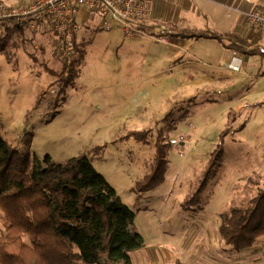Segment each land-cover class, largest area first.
Instances as JSON below:
<instances>
[{
    "label": "rangeland",
    "instance_id": "374dc122",
    "mask_svg": "<svg viewBox=\"0 0 264 264\" xmlns=\"http://www.w3.org/2000/svg\"><path fill=\"white\" fill-rule=\"evenodd\" d=\"M0 1L22 7L32 0ZM225 2L264 11V0H154L139 26L147 35L136 38L109 15L78 14L73 30L82 60L69 26L62 35L69 57L57 49L51 23L21 25L0 49V134L39 160L86 154L136 213L145 244L130 252L132 264H264V242L239 252L219 234L222 215L264 187V105L255 111L245 94L264 59L254 56L255 68L244 63L234 72L221 60L227 51L219 39L193 35L216 30L228 42L225 32H247L243 14L226 17ZM162 34L168 42L156 39ZM159 138L168 143L165 165L151 189L138 190ZM219 147L215 174L185 208Z\"/></svg>",
    "mask_w": 264,
    "mask_h": 264
},
{
    "label": "trees",
    "instance_id": "16d2710c",
    "mask_svg": "<svg viewBox=\"0 0 264 264\" xmlns=\"http://www.w3.org/2000/svg\"><path fill=\"white\" fill-rule=\"evenodd\" d=\"M4 26L6 33L0 34V49L23 29L21 25ZM67 32L82 60L84 50L73 26ZM193 35L224 41L217 31L197 30ZM225 36L229 40L228 44L224 42L225 47L264 57L240 34L228 32ZM74 62L66 63L64 70L71 71ZM166 149L168 143L159 138L151 173L138 183V190L145 191L156 184L166 162ZM221 151L219 147L197 190L183 202L185 208L200 200L215 174V160L221 157ZM0 211L4 224L0 264H132L130 252L145 244L136 229V213L86 154L64 160L45 154L39 160L30 149L13 145L1 134ZM219 234L225 244L239 252L254 248L264 238V187L247 205H233L222 215ZM175 264L186 263L177 258Z\"/></svg>",
    "mask_w": 264,
    "mask_h": 264
},
{
    "label": "built area",
    "instance_id": "2783aa9c",
    "mask_svg": "<svg viewBox=\"0 0 264 264\" xmlns=\"http://www.w3.org/2000/svg\"><path fill=\"white\" fill-rule=\"evenodd\" d=\"M153 0H32L26 6L18 7L0 1V25H30L51 23L59 36L57 49L65 57H69L68 49L64 47L62 35L68 26L75 28L78 11L82 9L94 10L102 15H109L121 21L127 35L131 38L147 35L141 27V21L150 18L153 12ZM230 9L244 15L247 22L253 26L264 28V11L251 8L241 11L228 6ZM168 30L167 26H161ZM162 42H168V36L162 34L156 37ZM243 65V58L234 53L227 67L239 72Z\"/></svg>",
    "mask_w": 264,
    "mask_h": 264
},
{
    "label": "crops",
    "instance_id": "0c3cea01",
    "mask_svg": "<svg viewBox=\"0 0 264 264\" xmlns=\"http://www.w3.org/2000/svg\"><path fill=\"white\" fill-rule=\"evenodd\" d=\"M153 3H154V0H153ZM225 3L226 4H222V5L226 7V9L225 8L224 9L226 11V17L227 18H231L233 15H237L238 17L240 16L241 13H239L237 11H234L233 9H230L228 7L229 5H231L232 7L236 8L232 3L231 4H230V2H225ZM27 4H29V2ZM227 4H229V5H227ZM263 5H262L261 9L263 8ZM227 8L232 10V14L230 12H228ZM87 10L88 9H82L81 8L78 11L77 15L78 14L82 15ZM242 16H244V15H242ZM245 22H247L246 19H245ZM247 23H249V22H247ZM249 25H250V28H248V30H247V32L245 34L240 32V31H234V30L233 31L229 30L228 32H234V33L240 34L251 45V47H258L264 53V28H260V27L258 28V27H255V26H251L250 23H249ZM201 30H203V29H201ZM212 31H216V30H212ZM217 32H219V31H217ZM228 32H225L224 35L226 33H228ZM5 33H6V30H5ZM224 42H226V41H222L223 44H224ZM228 43H229V40H228V42H226V44H228ZM231 49H233V48H227L226 47V51L228 53H230V54L228 55V53L226 52L225 54H222V57H221V60L224 61L225 67L227 69H229L227 67V64L231 60L233 54L236 53V52H231L230 51ZM239 55H241V54H239ZM241 56L243 58V64L245 63L246 68H248L249 71H251L256 66L255 65L256 60H255L254 56H260V55H249V54H246V56H243V55H241ZM263 56H264V54H263ZM260 57L262 58V56H260ZM262 59H264V57ZM229 70H231V69H229ZM263 71L264 70L259 69L257 71V73L250 72L252 74L250 75L251 80L248 82V84H249V88L248 89H250V90L252 89V91H249L248 93H245L246 94V99H250L251 100L252 104H250V105H252L254 107L255 111H257L258 109H260L264 105V91H260V90L256 89V85H257L256 83L263 82V80H262L264 78V74H263L264 72ZM234 72H236V71H234ZM237 100L238 99L234 98V101H237ZM238 107L241 108L242 105H239ZM262 239L263 238L259 239V241L256 243L255 247L257 245L262 244V242H264V240H262Z\"/></svg>",
    "mask_w": 264,
    "mask_h": 264
}]
</instances>
